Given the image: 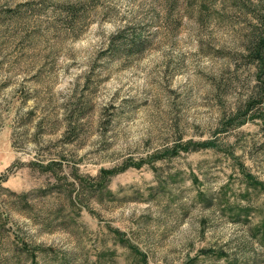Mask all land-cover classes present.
<instances>
[{"label":"rangeland","instance_id":"rangeland-1","mask_svg":"<svg viewBox=\"0 0 264 264\" xmlns=\"http://www.w3.org/2000/svg\"><path fill=\"white\" fill-rule=\"evenodd\" d=\"M263 3L0 0V264H264Z\"/></svg>","mask_w":264,"mask_h":264},{"label":"trees","instance_id":"trees-1","mask_svg":"<svg viewBox=\"0 0 264 264\" xmlns=\"http://www.w3.org/2000/svg\"><path fill=\"white\" fill-rule=\"evenodd\" d=\"M264 5V3H263ZM258 24V32L254 36V40L252 41L251 48H248V55L254 63H256L258 71H262L264 67V8L261 10L257 15V22ZM259 90V89H258ZM255 100H253V95L248 99L247 106L252 107L256 103H260L264 98V82L263 85H261V88L259 92L255 96ZM243 122H245V119L243 117H239V115L235 114V116L230 117V124L233 125H241ZM102 173L111 174L113 170H101ZM34 256V253L31 254ZM33 260V259H32Z\"/></svg>","mask_w":264,"mask_h":264}]
</instances>
